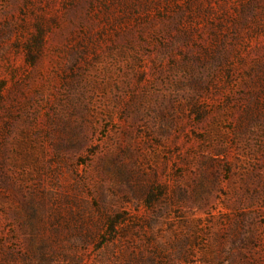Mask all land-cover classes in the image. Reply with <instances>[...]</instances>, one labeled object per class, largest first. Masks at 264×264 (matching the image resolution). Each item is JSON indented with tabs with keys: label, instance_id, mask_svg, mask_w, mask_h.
<instances>
[{
	"label": "rangeland",
	"instance_id": "obj_1",
	"mask_svg": "<svg viewBox=\"0 0 264 264\" xmlns=\"http://www.w3.org/2000/svg\"><path fill=\"white\" fill-rule=\"evenodd\" d=\"M0 264H264V0H0Z\"/></svg>",
	"mask_w": 264,
	"mask_h": 264
}]
</instances>
